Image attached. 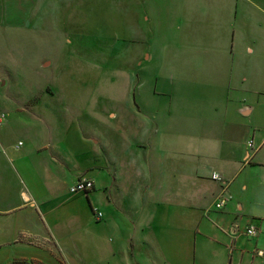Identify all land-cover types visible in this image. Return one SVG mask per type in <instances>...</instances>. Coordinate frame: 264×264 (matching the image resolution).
I'll list each match as a JSON object with an SVG mask.
<instances>
[{"label":"crops","instance_id":"obj_1","mask_svg":"<svg viewBox=\"0 0 264 264\" xmlns=\"http://www.w3.org/2000/svg\"><path fill=\"white\" fill-rule=\"evenodd\" d=\"M57 1L0 0V28ZM119 4L153 69L120 83V130L53 146L18 134L28 109L1 114L0 264H264V0Z\"/></svg>","mask_w":264,"mask_h":264},{"label":"rangeland","instance_id":"obj_2","mask_svg":"<svg viewBox=\"0 0 264 264\" xmlns=\"http://www.w3.org/2000/svg\"><path fill=\"white\" fill-rule=\"evenodd\" d=\"M134 10L126 14L119 0H59L33 10L20 26L0 28V117L28 109L18 134L44 135L53 146L70 135L78 146L91 135L103 143L110 125L120 130L108 117L110 108L119 112L120 83L151 80L153 73L140 72L152 41L139 38L148 25L135 24ZM85 174L86 168L79 179Z\"/></svg>","mask_w":264,"mask_h":264},{"label":"built area","instance_id":"obj_3","mask_svg":"<svg viewBox=\"0 0 264 264\" xmlns=\"http://www.w3.org/2000/svg\"><path fill=\"white\" fill-rule=\"evenodd\" d=\"M247 147L248 148L253 147L252 140L247 141ZM210 179L212 181H215V182H220V183L223 182V177L220 174L215 173V172H213L210 175ZM93 186L94 185H93V182L91 180L79 179V180L75 181V183L69 188V192L71 194H79V193L87 194L89 191H91L93 189ZM228 201H229V198L227 196H225V193L223 192L215 202V205H214L215 209L216 210L224 209V207L227 205ZM93 212H94V215L96 216V219L101 220L102 213L99 212L97 209H94ZM257 233H258V230H257L256 226L253 224H249L245 229V235L248 237L254 238L257 236ZM260 254H261V252H260Z\"/></svg>","mask_w":264,"mask_h":264}]
</instances>
